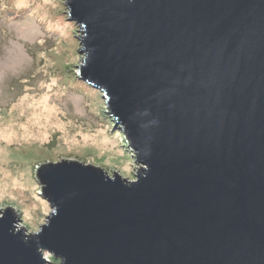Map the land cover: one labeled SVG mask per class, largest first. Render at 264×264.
Returning <instances> with one entry per match:
<instances>
[{
  "label": "water",
  "instance_id": "1",
  "mask_svg": "<svg viewBox=\"0 0 264 264\" xmlns=\"http://www.w3.org/2000/svg\"><path fill=\"white\" fill-rule=\"evenodd\" d=\"M78 80L103 94L137 179L41 166L34 233L0 211V264H264V0H67Z\"/></svg>",
  "mask_w": 264,
  "mask_h": 264
},
{
  "label": "rangeland",
  "instance_id": "2",
  "mask_svg": "<svg viewBox=\"0 0 264 264\" xmlns=\"http://www.w3.org/2000/svg\"><path fill=\"white\" fill-rule=\"evenodd\" d=\"M66 8L0 0V211L22 206L19 232L40 231L53 212L41 166L78 161L136 179L142 168L103 94L78 80L86 57Z\"/></svg>",
  "mask_w": 264,
  "mask_h": 264
},
{
  "label": "bare ground",
  "instance_id": "3",
  "mask_svg": "<svg viewBox=\"0 0 264 264\" xmlns=\"http://www.w3.org/2000/svg\"><path fill=\"white\" fill-rule=\"evenodd\" d=\"M47 101H48V99H46V98H45L43 102H45V103H46Z\"/></svg>",
  "mask_w": 264,
  "mask_h": 264
}]
</instances>
